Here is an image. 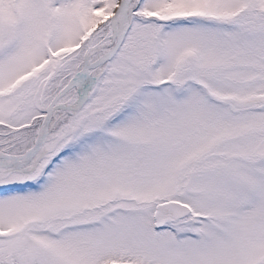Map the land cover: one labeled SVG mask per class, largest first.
I'll return each mask as SVG.
<instances>
[{
    "label": "snow or ice",
    "instance_id": "1",
    "mask_svg": "<svg viewBox=\"0 0 264 264\" xmlns=\"http://www.w3.org/2000/svg\"><path fill=\"white\" fill-rule=\"evenodd\" d=\"M0 264H264V0H0Z\"/></svg>",
    "mask_w": 264,
    "mask_h": 264
}]
</instances>
